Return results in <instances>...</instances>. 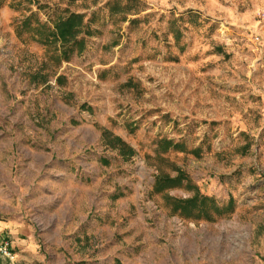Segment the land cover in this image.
<instances>
[{
  "label": "rangeland",
  "instance_id": "1",
  "mask_svg": "<svg viewBox=\"0 0 264 264\" xmlns=\"http://www.w3.org/2000/svg\"><path fill=\"white\" fill-rule=\"evenodd\" d=\"M0 220V264H264V0H0Z\"/></svg>",
  "mask_w": 264,
  "mask_h": 264
},
{
  "label": "trees",
  "instance_id": "2",
  "mask_svg": "<svg viewBox=\"0 0 264 264\" xmlns=\"http://www.w3.org/2000/svg\"><path fill=\"white\" fill-rule=\"evenodd\" d=\"M84 16L83 14L71 13L66 17H61L54 22V30L51 32V38L54 42H59V48L61 50V55L64 59H67L69 54L73 52L74 48H77V52L80 53L84 50L85 40L84 38H79L81 33H85L89 35V31H84ZM48 44L50 41H46ZM104 140L108 145L112 148H119L120 154L125 157H130L134 154L133 149L128 146L125 142H123L119 137L111 136L110 133H103ZM165 144L164 149H168L173 146L175 148L176 145H173L171 141L165 140L163 141ZM186 178L183 173H180L176 177H168L162 176L158 177L156 184L165 183L169 186H174L181 183V180ZM205 200H211L207 198H199L198 195L184 201H178V206L181 209L191 208L196 206L200 202H204Z\"/></svg>",
  "mask_w": 264,
  "mask_h": 264
},
{
  "label": "crops",
  "instance_id": "3",
  "mask_svg": "<svg viewBox=\"0 0 264 264\" xmlns=\"http://www.w3.org/2000/svg\"><path fill=\"white\" fill-rule=\"evenodd\" d=\"M3 232H11L13 234L16 240L12 244L17 248L30 247L28 241L24 239L30 233L26 224L16 223L15 227L12 222L0 220V235L3 234Z\"/></svg>",
  "mask_w": 264,
  "mask_h": 264
},
{
  "label": "built area",
  "instance_id": "4",
  "mask_svg": "<svg viewBox=\"0 0 264 264\" xmlns=\"http://www.w3.org/2000/svg\"><path fill=\"white\" fill-rule=\"evenodd\" d=\"M0 256L8 259L13 257L12 241L8 237L0 238Z\"/></svg>",
  "mask_w": 264,
  "mask_h": 264
}]
</instances>
